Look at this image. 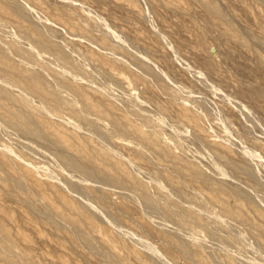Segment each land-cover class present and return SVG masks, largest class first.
Masks as SVG:
<instances>
[{"label": "rangeland", "instance_id": "374dc122", "mask_svg": "<svg viewBox=\"0 0 264 264\" xmlns=\"http://www.w3.org/2000/svg\"><path fill=\"white\" fill-rule=\"evenodd\" d=\"M17 1L26 6L27 19L0 9V50L8 54L5 62L10 66L5 70L6 65L0 64L4 66V70L0 69V88L12 97H0V111L30 112L35 124L42 126L48 136L39 140L0 119V175L10 177L8 181L0 180V264H196L178 247L179 238L211 264H264V237L259 239L256 231L216 210L203 212L184 201L162 179L152 176L146 162L131 151L133 148L147 155L149 149H173L171 139L194 137L201 149L214 146L236 162L246 159L264 174V0ZM207 1L219 5L226 23L208 14L204 5ZM5 4L6 0H0V8ZM34 24L55 29L60 36L52 41L72 51L71 57L94 80L73 76L53 57L38 50L34 42L11 31L16 26L30 28ZM10 46L33 58L11 55ZM140 64L153 68L159 78L155 79ZM107 68L128 85L114 86L104 74ZM16 69H45L64 76L91 104L109 103L116 114L147 137L146 143L120 133L111 138L87 128L83 121L92 120L103 130L110 124L86 112L55 84L57 95L75 103L79 121L69 118L63 107L49 109L28 94L22 84L6 80L4 75L12 76ZM163 86L168 87V93L161 91ZM239 90L246 93L244 100L237 98ZM123 98L144 109L147 119L131 116ZM53 137L62 140L58 149L83 160L88 156L97 169L110 177L138 183L158 197L162 206L176 205L198 214L210 222L215 235L230 239L232 245L172 224L146 207L137 190L92 180L67 168L47 146ZM193 146L188 144L187 148L194 149ZM39 151H47L48 156ZM187 159L212 168L230 186L247 188L262 217L243 200L224 193L219 196L227 197V205L233 209H237V202L244 203L246 216L264 228L263 185L248 188L243 172L237 177L230 175L207 152H190ZM170 160H180L179 153L156 157L152 167L164 171ZM70 183L76 184L78 190ZM30 202L51 210L58 227L37 214Z\"/></svg>", "mask_w": 264, "mask_h": 264}, {"label": "bare ground", "instance_id": "6f19581e", "mask_svg": "<svg viewBox=\"0 0 264 264\" xmlns=\"http://www.w3.org/2000/svg\"><path fill=\"white\" fill-rule=\"evenodd\" d=\"M5 5L6 6L0 8L2 12L5 13L7 11H10V12L17 14L21 18H24V19L28 18V10L25 8L26 6L24 7L22 4L18 3L17 0H6ZM204 5H205V8H206L208 14L212 15L213 17H215L216 19H218L219 21H221L223 23L227 22L226 18H225L226 16L223 15V12H221L219 5L215 1H207L206 3H204ZM31 10H32V8H31ZM227 15H228V13H227ZM47 24H49V23H47ZM49 25H51V24H49ZM54 25H56V24H54ZM56 27H58V26H56ZM4 29H6V28H4ZM11 31L15 36L24 37L27 40L34 42L36 44V47L38 50L48 54L51 57H53L58 62V64H60L62 67H64L70 73L74 74L73 76L76 75V76L85 77V78H89V79L94 80L93 77L90 74L86 73L75 62V60L71 57L69 52L72 53V51L69 50V52H68V50L56 45L52 41L53 39L58 38L60 36V34L55 29H53L52 27L34 24L30 28H25L22 26H16L13 29H11ZM74 35H76V34H74ZM83 36L86 39H90L89 36L85 35L84 33H83ZM8 49H9V53L11 55L18 56V57L24 58V59H32L33 58L26 51H20L13 46H10ZM7 56H8V54H5L4 52H2L0 50V64H4V66L6 65L5 70H9V68H10L9 64L7 62H5L8 58ZM50 60H52V59H50ZM4 66L2 67L0 65V69L4 70ZM140 67L143 68L146 72L150 73L155 79L159 78L160 75L153 68L146 66V65H143V64H140ZM104 74H105L106 78H108V80L116 87L128 85V83L124 79L119 77L110 68L105 69ZM4 76L10 84H22L24 87V90L28 94L38 98L49 109L55 111L59 107H63L65 109H67V111H68L67 115L69 116V118H71L72 120H75V121H79L77 109L74 105L75 103L73 104L71 101L57 95L53 90V84H55L59 88L63 89V91L64 90L67 91L78 103H80V105L84 108V110L86 112H88L90 114H94V115L106 120L110 124L109 129H107L108 126H105V127H107L106 128L107 130H103L97 125L96 122H94L92 120L91 121L90 120L89 121H83L84 126H86L87 128H89L91 130H100L101 132H103L105 134V136H108L111 138L114 136L115 133H120V134H123L124 136L132 137V138L138 139V140L146 143L145 139H147V137H145V135L141 131H138L137 129L132 128L122 116L116 114L113 111V108L109 103H107L106 101H102V104H100V105L95 106V105L91 104L87 100V98L85 97L84 93L78 87L74 86L71 82H69V80L67 78H65L64 76H62L60 74L51 73L45 69H42L40 72L28 71L25 69H16V72L14 75H12V76L4 75ZM2 81H4V80H2ZM103 82H105V81H103ZM106 85H108V84H106ZM17 89H19V88H17ZM161 91L163 93H168L169 89H168V87L163 86L161 88ZM255 91H258L257 86L255 87ZM211 92H213V91H211ZM245 96H246V93L244 91H242V90L238 91L237 98L239 100H244ZM0 97L3 99H6V100L12 98L11 95L7 91H5L1 88H0ZM76 101H74V102H76ZM122 102L125 105L128 113L131 116L136 117V118L147 119V114L144 112V109H143V111L140 110L134 101H132L131 99H124L123 98ZM239 102H238V104H239ZM42 103H40V104H42ZM144 105H145V103H144ZM198 106L203 107L205 109V107L201 104H198ZM0 108H1V104H0ZM40 112H42V111H40ZM42 117H43V115H42ZM0 119L3 120L6 124H8L11 128L18 130L25 135L37 138L39 140H44L48 136V134L41 128L42 126L40 127L37 124H35L33 116L28 111H23V112L22 111H9V112L7 111V113L0 111ZM251 120H253V119H251ZM196 126L199 127L200 125L196 124ZM2 128H4V127H2ZM47 128H48V126H47ZM6 130H8V129H6ZM61 142H62V140L60 138L53 137L49 140V144L47 146H48V148H50L49 150H52L56 153V157L58 158V160L67 168L79 171V172L83 173L86 177H88L92 180L111 182L113 184H117L119 186L126 187L130 190H137L139 192V196L142 200V203L146 207H148L149 209L159 213L163 218H165L166 220H168L172 224L183 227V228L189 230V232L191 231L198 236L205 237V238L207 237L209 239H211V238L214 239V237L215 238L217 237L219 240L221 239L220 241L223 240V241H225L226 244L232 245V241L230 239L222 238V237L215 235V233L212 232L210 222L203 221L198 214L193 213V212L188 211V210H185V209L178 207L176 205L170 204L169 207L162 206L157 201L158 197L156 198V196L154 194H152L149 190L143 188L138 183L130 182L128 184L127 182H125L123 179H120L119 177H117V178L110 177L108 174L97 169L93 165L91 158H89L88 156H83V158H85L83 160V159L77 158V156L73 155L72 153L65 152V151L58 149V147L61 145ZM30 144L33 145L34 143L33 144L30 143ZM188 144H193L194 149H188L187 148ZM152 145H153V143H152ZM170 145H171V148H173V149H149L150 151L147 155H142V154L138 153L133 148H131V151L134 155L140 157L141 159H143L146 162L152 176L162 179L168 185V187H171L174 190V192L176 193V195L179 196L184 201L193 204L194 206L197 207V209L199 208L203 212L209 211V209L216 210V212H218L220 215L234 220L235 223L238 222V223L244 224L247 227H249L250 230L256 231L257 237H259V239L264 237V228L259 226L258 224L253 222L248 216H246V214H245L246 209H245L244 203L237 202V205H236L237 209H233L227 205V201H228L227 197L219 196L220 193H224L225 195H227L229 197H235V198H238L240 200H243L245 202V204H247L250 207V209L257 216L262 217L261 213H259V211H258L257 206L255 205L256 200H255L254 196L252 195V193L249 190H247V188H243L239 185L238 186L228 185L225 181L221 180L217 176V174L214 172V170L212 168L191 163L187 159V155L190 152H194L195 154H204L205 152H207L214 159H216L223 166V168H225L230 173V175L237 177L239 172H243L246 175V179L244 180L245 181L244 183L247 184L248 188H255V187L257 188L256 185H258V184L264 186V176H263L264 174H262V172L258 168H256L254 165H252L251 163L246 161V159L241 160L239 162H236L233 160V158L230 154H228L226 152L224 154H222L219 151V149H217L214 146H209V149H201L200 146H202V145H200L198 139L194 138V137H190L188 139L181 140V141H177L176 139L175 140L171 139ZM184 148H187V149H184ZM174 152L179 153L180 160H178V161L170 160V164L167 166H164V171H163V169L161 170L157 167L156 168L152 167V164L154 163V160L156 157H160V156L172 157ZM40 153L43 154L44 151H43V153L42 152H40ZM46 153H47V151L44 153L45 155L43 154V156H46L47 155ZM49 157L51 158V156H49ZM53 163H54V161H53ZM213 165H214V163H213ZM165 171H166V173H165ZM167 172H169V174H171V175H169ZM67 175H69V174H67ZM241 175H242V173H241ZM224 176H226V178H227V174ZM9 178L10 177L8 175H4V176L0 175V180L8 181ZM71 178H72V176H71ZM13 182L15 184H17L15 182V180H13ZM70 185L76 191L78 190V188L75 186L76 184L74 185V184L70 183ZM244 186H246V185H244ZM258 188H260V187H258ZM205 191H207L209 194H206ZM127 193H129V192H127ZM77 196H79V195H77ZM30 205L37 214L42 216V218H44L52 226L58 227V223L54 220L55 218H53L51 210L41 209V208L37 207L32 202H30ZM98 214H100V212ZM101 215L103 216V214H101ZM2 230H3V227H2V224L0 223V231H2ZM85 235H87V234H85ZM3 241L6 242L5 240H3ZM206 243H208V242H206ZM87 244L90 247L95 246L94 243H92V242H87ZM177 244H178V247L187 256H189L196 264H211L207 258L200 257L197 254V252L195 251V249L186 240L179 238L177 240ZM261 244L264 246V241ZM15 249H17V248H15ZM16 251H18V249ZM165 252L168 254L167 250ZM169 255L171 256L172 254L169 253ZM14 259H15V257H14ZM170 259L173 260V258H170ZM6 264H13V263L11 261H7ZM167 264H170V263H167Z\"/></svg>", "mask_w": 264, "mask_h": 264}]
</instances>
